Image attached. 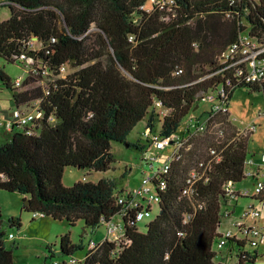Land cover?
I'll return each mask as SVG.
<instances>
[{"label":"trees","instance_id":"1","mask_svg":"<svg viewBox=\"0 0 264 264\" xmlns=\"http://www.w3.org/2000/svg\"><path fill=\"white\" fill-rule=\"evenodd\" d=\"M164 1V7L152 0H8L4 5L10 18L0 21V58L23 64L22 55L36 57L45 73L30 72L19 85L20 79L13 83L0 69L2 84L13 92L14 110L28 107L41 114L31 127L17 128L0 141V190L22 195L26 212L42 214L33 220L46 216L71 227L82 221L85 231H95L124 211L119 203L124 191L116 193L118 183L110 179L67 188V168L110 171L116 162L113 143L140 151L147 166L156 168L159 157H148L156 149L155 137L176 135L184 144L165 177L166 190L159 191L161 211L146 232L139 230L137 210L129 211L119 242L106 240L97 251L88 246L85 257L75 259L83 242L74 244L66 234L60 253L72 258L51 264L74 259L78 264H225L215 262L213 250L222 238L224 186L245 179L251 155L250 134L233 125L229 103L240 89L264 96V52L255 82L244 65L231 66L235 61L224 63L223 56L242 38L264 49V0ZM93 25L99 31L94 41ZM37 43L41 49L34 52ZM211 94L226 112L213 107L207 131L179 135ZM143 121L147 144H129L128 136ZM198 135L203 137L196 140ZM193 169L204 176L186 196ZM22 226L20 218L5 222L0 211V264L14 260V246L6 242L15 237L7 228ZM228 243L226 253L245 247ZM50 250L47 259L55 257ZM253 253L256 264L259 253Z\"/></svg>","mask_w":264,"mask_h":264},{"label":"rangeland","instance_id":"2","mask_svg":"<svg viewBox=\"0 0 264 264\" xmlns=\"http://www.w3.org/2000/svg\"><path fill=\"white\" fill-rule=\"evenodd\" d=\"M8 0H0V21L8 20L10 18V10L7 6ZM99 31L93 25L90 34L93 36L92 40H96V34ZM41 49L40 44L33 47V51L37 52ZM0 69L11 78L15 83L18 79L23 82L28 74L31 72L34 75L45 74L43 66L36 57H29L28 60L22 63H11L4 58H0ZM38 70L42 73H39ZM75 69L70 71L66 70L64 75L73 73ZM46 76V75H44ZM47 78V77H46ZM214 103L209 100H204L199 103V108L191 115L205 121L208 114L211 112ZM15 109L13 100V92L5 87L0 80V121L4 122L10 118V113ZM28 109V107H25ZM229 114L233 125L244 132V135L249 136L248 152L249 154L260 155L264 153V96L262 93H249L245 90H237L234 92L229 103ZM146 121L137 125L127 138V142L132 145H146L147 141L143 138L142 133L145 131ZM185 127L182 126L179 130V135L183 133ZM11 134L5 129L0 130V141H6L11 138ZM199 136L195 139H199ZM204 145V144H202ZM112 153L115 156L116 162L108 172H93L89 170H81L75 168H67L63 184L65 187L70 188L77 182H92L97 183L102 179L114 180L118 183L116 193L122 191L133 190L139 188L142 181L149 174V167L143 161V154L127 145L120 143L112 144ZM173 154L172 147H167L161 152L156 149H151L148 153L150 160L159 157L155 161V167L159 168L165 164L169 157ZM254 159L258 160L256 156ZM249 187L253 190L252 182L243 180L236 184L235 188L241 189ZM123 192V193H124ZM241 205L238 207L235 216L238 217L241 211L248 204L252 203L251 199H241ZM25 206L24 197L18 193H9L0 190V211L2 218L7 222L11 218H20L22 221V229L19 231L17 228H7L9 234L14 235L15 239H7L6 245L11 248L14 246V260L13 264H51L53 261L69 260L72 257H65L61 255L60 237L66 234L71 235V240L74 244L83 242L84 250L75 254V259H81L88 253V246L90 242L101 243L107 236L106 225H101L95 231L86 229L82 221L78 222L76 226L71 227L66 221H55L51 217H43L33 220V213L26 212L23 207ZM228 205H224L222 212L231 210ZM158 208L154 209L153 215L147 221L139 224V230L146 232L148 224L157 216ZM262 217L260 223L264 225V209H261ZM119 218L116 219V222ZM231 227V223L223 219L218 231L221 235H226ZM121 234V233H120ZM120 234L118 235L119 238ZM113 241H117L112 238ZM218 243V242H217ZM213 246L214 252L217 254L215 257L216 263L224 262L223 255L227 252L228 248L220 250L218 244ZM55 253V257L47 259L51 256V250ZM229 247V245H228ZM257 252L264 256V245L257 248ZM257 264H264V257H259Z\"/></svg>","mask_w":264,"mask_h":264},{"label":"built area","instance_id":"3","mask_svg":"<svg viewBox=\"0 0 264 264\" xmlns=\"http://www.w3.org/2000/svg\"><path fill=\"white\" fill-rule=\"evenodd\" d=\"M153 4L160 7H164L166 2L164 0H152ZM264 52V49L252 39L242 38L238 44H234L230 51L223 56L224 63H229L230 61H235L231 66L244 65L245 69L248 71L249 80L255 82L260 79L263 68L262 61L259 60L260 55ZM29 57L25 55L21 56V60L24 62L28 60ZM21 81L19 80V85ZM204 100H209L214 103V111L226 112V108L223 105L218 104L217 96L211 94L207 96ZM10 118L4 122L0 121V130L5 129L9 133H13L17 128H29L32 122L41 116L40 113L35 110L28 109H17L10 113ZM210 118L205 121L198 120L195 116L189 117V122L184 126V130H188L193 133H203L208 129V122ZM28 134H31L28 132ZM147 133L145 136L147 137ZM177 136L173 135L170 138L164 140H159L157 137L154 138L156 150L162 151L169 146H173V154L169 159L159 168H154L151 164L149 167V174L143 179L142 184L139 188L128 190L119 196V203L124 204V211L112 218L107 224V236L101 243L91 242L89 244V249L97 251L103 245L106 240H112V238L119 240L123 237V217L128 214L129 211L137 210L136 220L137 222L143 223L150 219L153 215L154 209L158 208V213H160V198L159 191L163 192L167 188V183L165 177L169 174L171 169V162L175 158H179L180 148L184 146L181 142H176ZM185 140L184 142H186ZM190 149V147H189ZM211 155L215 156L216 152L211 150ZM257 159H254L255 157ZM154 161V159H152ZM201 167L204 163L200 164ZM208 167L205 168V170ZM204 174H199L196 169H193L188 178V187L184 189L183 194L189 196L194 194L193 187L196 185L197 181L202 179ZM252 182L253 190L249 187H244L241 189L235 188L236 184L229 182L224 186L225 199L231 210H225L221 213L222 222L223 219L231 223V227L226 235H222L221 240L218 243V248L220 250L228 247L229 240L239 241L245 244L243 251L238 253L230 252L223 255V260L225 264H251L254 262V257L256 256L253 252L257 251V248L264 245V225L260 223L262 217L261 209H264V153L260 155H252L245 161V179ZM241 199H251L252 203L245 206L241 211V214L236 217V211L241 205ZM36 217H41L42 214H34ZM119 221L116 222V219ZM220 223L219 227L221 226ZM121 233V234H120ZM120 234L119 238L118 235ZM13 239V236H10ZM259 257H264L258 254ZM258 260V259H257ZM256 261V260H255ZM81 262V261H80ZM77 260H72L71 264H78ZM255 264V263H254Z\"/></svg>","mask_w":264,"mask_h":264},{"label":"crops","instance_id":"4","mask_svg":"<svg viewBox=\"0 0 264 264\" xmlns=\"http://www.w3.org/2000/svg\"><path fill=\"white\" fill-rule=\"evenodd\" d=\"M252 155H255V153L254 154H251L250 156H252ZM258 262V261H257ZM257 264V263H256Z\"/></svg>","mask_w":264,"mask_h":264},{"label":"water","instance_id":"5","mask_svg":"<svg viewBox=\"0 0 264 264\" xmlns=\"http://www.w3.org/2000/svg\"><path fill=\"white\" fill-rule=\"evenodd\" d=\"M36 40H37V39H36ZM196 109H197V108H196ZM196 109H195V110H196ZM27 204H28V203H26V205H27Z\"/></svg>","mask_w":264,"mask_h":264},{"label":"bare ground","instance_id":"6","mask_svg":"<svg viewBox=\"0 0 264 264\" xmlns=\"http://www.w3.org/2000/svg\"><path fill=\"white\" fill-rule=\"evenodd\" d=\"M256 155V154H255ZM250 156V155H249Z\"/></svg>","mask_w":264,"mask_h":264}]
</instances>
